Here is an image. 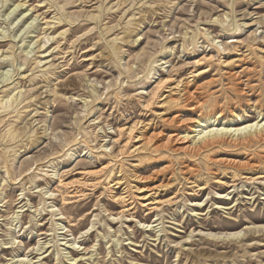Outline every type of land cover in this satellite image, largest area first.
<instances>
[{
  "label": "rangeland",
  "instance_id": "rangeland-1",
  "mask_svg": "<svg viewBox=\"0 0 264 264\" xmlns=\"http://www.w3.org/2000/svg\"><path fill=\"white\" fill-rule=\"evenodd\" d=\"M200 116L264 118V0H0V264H264V142Z\"/></svg>",
  "mask_w": 264,
  "mask_h": 264
},
{
  "label": "bare ground",
  "instance_id": "bare-ground-1",
  "mask_svg": "<svg viewBox=\"0 0 264 264\" xmlns=\"http://www.w3.org/2000/svg\"><path fill=\"white\" fill-rule=\"evenodd\" d=\"M45 43H47L46 39H45ZM8 102H10V101H6V102L2 103V106L6 105ZM221 116H222V113L219 114V117H221ZM210 119H211V116H204V117L200 116L198 119L194 120V122L192 123V127H191L190 131L195 132V135L193 136L194 137L193 138V144L195 145V147H198L199 151H200L201 148H208V147L218 146L219 144L223 145V144H225L227 142H231V141H233V143L239 144L241 146H252V144H254V143H262V142H264V118L259 119L258 121H254V123H245V124L240 125V126H237V124H232V123L220 124L218 122V124H215V122H213V123H210L209 126L205 127V125H207V120H210ZM195 123H196V125H195ZM136 126L137 125H133L131 128H129V131L127 132L128 141L125 144L126 147L130 144V141L133 139L132 135H133L134 130L136 129ZM179 139H181V138H179ZM187 139H188V137H187ZM133 140H135V139H133ZM189 147H191V146H189ZM246 178H248L251 182H256L258 179H261V181L264 183V175H260V176L255 177V178H253V177H246ZM120 183H121V181H117L116 182V184H120ZM46 193L47 194L50 193V195H49L50 197H48V198H52V196L54 195L52 191H47ZM150 197L151 196H143L142 199H144L146 201L143 202L141 205L144 206L148 210V213L159 211L160 210V208H159V206H160L159 204L160 203L151 200ZM132 202H130V204ZM68 203H70V202H68ZM130 209H133V207L132 206L130 208L128 207V209L126 208L124 211H128L129 212ZM124 211H122V212H124ZM17 212H19V210ZM57 214L61 215V216H64L63 212H60V213H57ZM130 216H132L131 220H134V218H133L134 215L131 214ZM58 219H62V217L58 218ZM158 220L159 219L154 220L152 224H154ZM142 224H143L142 227H144L146 229L149 228V226L152 227V225H149L147 223H142ZM156 226L154 225V227H156ZM246 228H248V229L253 228V229L263 230L264 229V225H253V226L251 225V226H247ZM67 231H70V230H67ZM67 231L64 232V233H67ZM198 233L206 235L208 238H211V239H215L216 238L218 240L219 238H221V239H224V240H227V241L228 240H232V239H238L241 236V231L240 232H229V233L228 232H226V233H224V232L221 233L220 232L219 233V232H214V231L205 232V231L199 230ZM42 234H44V233H42ZM48 235H50V234H48ZM65 236H69V235H65ZM63 244L65 246V250H67V249L68 250L69 249L70 250H75V248L79 249L81 247V246H76V244H77L76 239L67 240L66 243H62L61 245H63ZM67 244H69V245H67ZM5 247L9 248L11 246H5ZM50 247H51L50 245H48L47 243L45 244V242H44L43 244H40L37 248L33 247L32 252L37 249L36 251L39 252L38 254L44 255L43 258H42V259H44L46 256L49 255L47 250ZM45 248H47V249L45 251H43ZM68 253H71V251H69ZM69 259L72 260L69 263L70 264H74L75 261L77 260V257L69 258ZM30 263H31V259L22 258V259L16 260L13 263H9V264H30Z\"/></svg>",
  "mask_w": 264,
  "mask_h": 264
}]
</instances>
